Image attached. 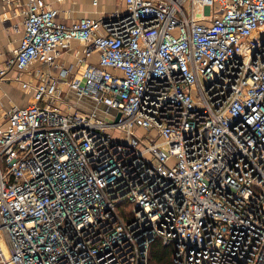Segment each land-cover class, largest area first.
I'll use <instances>...</instances> for the list:
<instances>
[{"label":"built area","instance_id":"built-area-1","mask_svg":"<svg viewBox=\"0 0 264 264\" xmlns=\"http://www.w3.org/2000/svg\"><path fill=\"white\" fill-rule=\"evenodd\" d=\"M123 2L70 23L26 3L0 78L58 76L0 124V264H150L154 242L173 264H264V0Z\"/></svg>","mask_w":264,"mask_h":264},{"label":"crops","instance_id":"crops-1","mask_svg":"<svg viewBox=\"0 0 264 264\" xmlns=\"http://www.w3.org/2000/svg\"><path fill=\"white\" fill-rule=\"evenodd\" d=\"M42 1L48 7L57 10L59 19L66 23L83 18L100 20L111 13H123L125 11L123 0ZM93 1H96L97 4L93 5ZM27 2L28 0H13L7 3L4 0H0V70L3 69L6 61L12 57L13 52L18 48L23 37V14ZM82 49V45L76 42H72L68 49L59 48L56 65L62 69H69L71 77L75 74L79 75L81 71L80 68L76 66V62L77 58L81 57ZM97 60V54L93 53L87 59V62L96 64ZM45 73H49L55 77L58 76V72L52 69H47ZM30 80L33 81L34 79L30 78ZM31 81H29V78H25L23 74L19 75L14 69L7 71L6 74L0 78V124L4 123L5 114L10 109L25 108L32 102V96L30 97V102L26 103L23 102V99L20 98L19 95L23 91H26V89L22 88V84L27 83L30 85V83H32ZM32 87L33 86L27 89L30 93L28 95H32ZM63 89L65 90L66 87L63 86Z\"/></svg>","mask_w":264,"mask_h":264},{"label":"rangeland","instance_id":"rangeland-1","mask_svg":"<svg viewBox=\"0 0 264 264\" xmlns=\"http://www.w3.org/2000/svg\"><path fill=\"white\" fill-rule=\"evenodd\" d=\"M185 9V8H184ZM186 10V9H185ZM47 67H44V66H42V65H40V64H35V65H33L28 71H25L24 73H22L23 74V76L25 77V78H29V81H31L30 80V78L32 79H34L33 81H31L32 83H30V85L31 86H34V84L36 83V81H37V79H38V74L37 73H40V72H42V73H45L46 71H47V69H49V68H47ZM49 70H51V69H49ZM24 92V91H23ZM20 93L19 95H20V98H22L23 99V102H26V103H28V102H30V97L32 96V95H28V94H30L29 92H28V90H26L24 93ZM87 108H89V106H83V105H80L79 106V110H82V111H84L85 109H87ZM62 112H65L66 113V110H64V111H62ZM70 112H73V111H70ZM137 134L138 135H141L142 134V131H138L137 132ZM116 139H119L120 138V132L119 131H117V133H116Z\"/></svg>","mask_w":264,"mask_h":264},{"label":"trees","instance_id":"trees-1","mask_svg":"<svg viewBox=\"0 0 264 264\" xmlns=\"http://www.w3.org/2000/svg\"><path fill=\"white\" fill-rule=\"evenodd\" d=\"M150 264H173V247L154 242L151 248Z\"/></svg>","mask_w":264,"mask_h":264},{"label":"water","instance_id":"water-1","mask_svg":"<svg viewBox=\"0 0 264 264\" xmlns=\"http://www.w3.org/2000/svg\"><path fill=\"white\" fill-rule=\"evenodd\" d=\"M118 118H119V115H118V117H117V119H116V122L118 121Z\"/></svg>","mask_w":264,"mask_h":264}]
</instances>
